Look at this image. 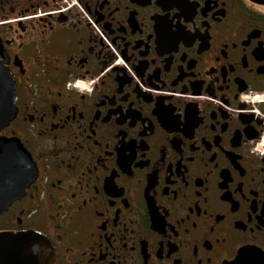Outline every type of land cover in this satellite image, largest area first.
<instances>
[{"label": "flooded vegetation", "instance_id": "flooded-vegetation-1", "mask_svg": "<svg viewBox=\"0 0 264 264\" xmlns=\"http://www.w3.org/2000/svg\"><path fill=\"white\" fill-rule=\"evenodd\" d=\"M0 233L58 264H264V5L0 0ZM10 183L5 185V183Z\"/></svg>", "mask_w": 264, "mask_h": 264}, {"label": "water", "instance_id": "water-1", "mask_svg": "<svg viewBox=\"0 0 264 264\" xmlns=\"http://www.w3.org/2000/svg\"><path fill=\"white\" fill-rule=\"evenodd\" d=\"M263 4L264 0H251ZM14 83L11 75L0 65V127L6 126L13 118L15 109ZM19 150L17 143L0 141V151L15 153ZM22 159L26 160V181L17 184L15 193L11 197L0 200L8 205L14 199L23 195L35 177V168L30 156L24 149L21 151ZM10 183L6 182L5 185ZM263 258L259 252L243 251L238 254L232 264H262ZM0 264H58L56 255L49 241L36 232L0 233Z\"/></svg>", "mask_w": 264, "mask_h": 264}]
</instances>
